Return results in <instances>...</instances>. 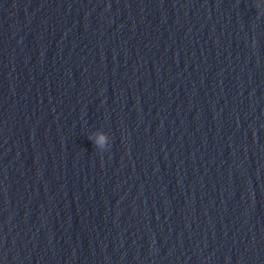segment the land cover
Wrapping results in <instances>:
<instances>
[{"label": "water", "instance_id": "water-1", "mask_svg": "<svg viewBox=\"0 0 264 264\" xmlns=\"http://www.w3.org/2000/svg\"><path fill=\"white\" fill-rule=\"evenodd\" d=\"M260 0H0V264H264Z\"/></svg>", "mask_w": 264, "mask_h": 264}, {"label": "clouds", "instance_id": "clouds-1", "mask_svg": "<svg viewBox=\"0 0 264 264\" xmlns=\"http://www.w3.org/2000/svg\"><path fill=\"white\" fill-rule=\"evenodd\" d=\"M260 7H258V9L261 11V12H264V0H260Z\"/></svg>", "mask_w": 264, "mask_h": 264}]
</instances>
